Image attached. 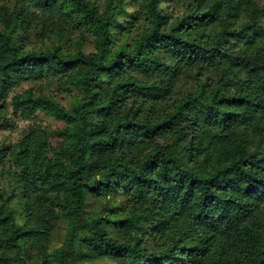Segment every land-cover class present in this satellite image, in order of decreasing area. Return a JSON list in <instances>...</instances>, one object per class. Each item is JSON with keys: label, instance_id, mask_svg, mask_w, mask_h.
<instances>
[{"label": "trees", "instance_id": "1", "mask_svg": "<svg viewBox=\"0 0 264 264\" xmlns=\"http://www.w3.org/2000/svg\"><path fill=\"white\" fill-rule=\"evenodd\" d=\"M11 2L0 132L61 126L0 142V264H264V3Z\"/></svg>", "mask_w": 264, "mask_h": 264}, {"label": "rangeland", "instance_id": "2", "mask_svg": "<svg viewBox=\"0 0 264 264\" xmlns=\"http://www.w3.org/2000/svg\"><path fill=\"white\" fill-rule=\"evenodd\" d=\"M96 1L98 4V7L101 10H104V8L106 6V0H96ZM259 1L261 3H264V0H259ZM17 2H18V0H12L10 6L13 7V5L16 4ZM262 21L264 23V19H262ZM37 32H38V29L36 28V26L32 25V26H30L27 33L23 30H19L15 36H16V39L20 42V44H22L25 47V49L48 46L49 45L48 42L39 41L37 39V37H38L36 35ZM73 36L74 37L76 36L75 38H78L77 33H74ZM69 46L71 47V50H74L72 45H69ZM66 47H68V45ZM85 50H86V52L93 50V47L89 42L85 46ZM29 86L30 85L28 83H24L23 85L16 87L15 91H22L24 89L29 88ZM47 94L56 96V99L58 101L62 102L63 104H67V102L69 101V98L66 95L67 93L62 91L57 86H50V89L47 88ZM8 109L10 112V117L13 119L16 127L12 130L1 131L0 132V142H3L5 140L10 141V142H16L21 137V135L28 129V127L30 125L34 124L35 122L43 123L45 125H50L54 128L61 126V124L58 123L53 117L45 115L43 112H40L38 114V117L33 119V120H26L20 116H16V115L12 114L13 109H12L11 104H9Z\"/></svg>", "mask_w": 264, "mask_h": 264}]
</instances>
